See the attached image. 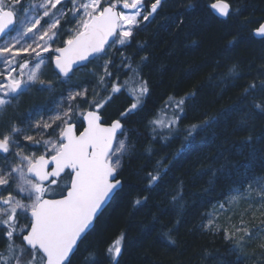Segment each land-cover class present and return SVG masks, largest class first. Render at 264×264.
<instances>
[{"label": "snow or ice", "instance_id": "snow-or-ice-1", "mask_svg": "<svg viewBox=\"0 0 264 264\" xmlns=\"http://www.w3.org/2000/svg\"><path fill=\"white\" fill-rule=\"evenodd\" d=\"M70 3L71 8H67L65 0H43L41 3L32 0L27 5L24 0H0V65L4 69L0 71V115L14 102L18 104L19 98L34 86L39 91H54V82L41 78L46 67L43 53H54L47 61L54 65L57 80L62 84H67L77 71L93 60L101 61L102 72L93 71L92 74L97 76L100 90L108 93L91 100L87 98L86 88L71 91L67 96L61 94L54 108L35 107L25 115L23 126L13 123L8 131L0 133V237L6 241L0 250V264H74L80 242L106 204L123 188L124 182L117 177L130 148L122 121L141 109L144 98L150 93L149 82L142 77L139 66L133 67L132 57L122 49L130 46L136 29L142 22L154 18L164 0H154L150 7L145 0H70ZM120 5L122 9H118ZM183 7L194 9L196 5L187 3ZM208 7L224 18L240 11L233 7L231 0H214ZM41 11L42 15H32ZM46 17L50 22L43 27L41 21ZM62 20L65 24L75 21V26L67 30L63 46L53 48L63 28ZM252 35L264 39V23L254 28ZM234 40L229 41V45ZM145 46L138 44L140 50ZM117 52L119 65L114 59ZM147 59V56L141 57V63ZM110 68H116V73ZM120 69L130 73L133 87H128L129 80H120ZM114 75L116 79H112ZM240 76L234 64L222 82L225 79L235 81ZM122 91L128 93L131 103L109 123L102 117V110ZM257 92L264 93V79L243 86L238 100L247 101ZM98 95L94 92V96ZM196 96V89L180 97L170 96L149 120L153 138L167 133L160 139L168 141L183 131L187 143L200 131L217 123L219 116L242 111L239 103L233 102L217 117L181 128L187 108ZM250 103L254 110L264 115V100L253 98ZM81 104H87L88 110H82ZM45 111L52 115L47 118L40 115ZM78 124L86 126L79 131ZM241 124L246 126L245 121ZM30 131L38 133V137L28 134ZM25 141L27 147L42 151L26 153ZM241 143L252 144L253 137L249 135ZM147 152L151 154L152 149L148 148ZM164 159L167 157L157 161L156 168L146 173L149 189L159 185L167 175L169 168L163 164ZM205 171L202 169L201 174ZM246 179L250 183L244 193L234 189L236 195L227 203L240 197L252 198L253 192L257 199L264 201V175ZM171 198L173 201L182 199V190ZM147 199V196L137 197L133 205L143 206ZM219 208L223 211L224 204ZM204 227L212 230L213 220L209 219ZM261 231H264V221L249 227L241 220L234 231L224 229V234L225 239L232 242V250L239 259L246 255L243 248ZM239 233L242 235L237 238ZM165 236L170 243H175L168 233ZM123 239L121 235L105 249L109 264H119ZM257 247L264 253V241ZM95 256L94 251L90 252L84 257V264H95Z\"/></svg>", "mask_w": 264, "mask_h": 264}, {"label": "trees", "instance_id": "trees-1", "mask_svg": "<svg viewBox=\"0 0 264 264\" xmlns=\"http://www.w3.org/2000/svg\"><path fill=\"white\" fill-rule=\"evenodd\" d=\"M29 1L24 0V4ZM153 2L145 0L148 7ZM213 2L164 0L154 18L136 29L130 46L122 49L132 57L133 67L139 66L142 77L149 82L150 93L142 108L122 121L130 148L118 176L124 182L123 188L80 242L74 264H84V257L93 251L95 264H109L105 249L121 235L124 239L119 264H264V253L257 247L264 241V231L243 248L246 255L239 259L224 234V229L234 231L241 220L249 227L264 221V201L257 199L255 192L252 198L240 197L227 203L236 195L234 189L244 193L250 183L246 177L264 175V115L250 103L253 98L264 100V93L257 92L247 101L238 100L243 86L264 79V39L250 34L264 21V0H231L240 11L225 19L208 7ZM187 3L196 7L186 9L183 5ZM139 43L146 45L143 50ZM60 46L62 41L55 47ZM144 56L148 59L141 63ZM114 59L119 65L118 52ZM234 64L240 78L222 82ZM118 75L121 81L129 80V88L134 86L127 70L120 69ZM193 89L197 90L196 100L187 108L181 128L217 117L233 102L239 103L242 111L219 116L217 123L187 143L183 131L168 141L160 139L167 133H159L154 139L149 120L169 96L180 97ZM107 95L99 90V98ZM130 103L128 93L122 91L102 110V117L107 122L116 119ZM249 135L253 143L242 144ZM163 157H167L163 164L169 171L159 185L149 189L145 175ZM202 169L206 170L203 174ZM181 190L183 198L173 201L171 197ZM144 196L148 199L143 206L133 205L134 199ZM222 203L223 211L219 208ZM209 219L215 225L212 230L204 227Z\"/></svg>", "mask_w": 264, "mask_h": 264}, {"label": "rangeland", "instance_id": "rangeland-1", "mask_svg": "<svg viewBox=\"0 0 264 264\" xmlns=\"http://www.w3.org/2000/svg\"><path fill=\"white\" fill-rule=\"evenodd\" d=\"M31 2L32 0H30L28 3ZM35 2L41 3L43 2V0H35ZM65 4L67 8H71L70 0H65ZM119 9H122V5H120ZM20 15H23V13H20ZM32 15H36V16L42 15V11L38 13H33ZM68 18L70 17H66L65 19ZM78 18L79 17H77V19ZM48 22H50V20L49 18L46 17L41 21V25H43V27H47ZM61 24L63 25V28L61 29L60 35L56 39V42L52 45L53 48H55L58 42L61 41L63 42V40L66 39V36L68 34L67 30L75 26V21H72V23L69 24H65L64 20H62ZM42 55L46 57V67H44L42 70L43 75L41 78L45 80L53 81L55 84L54 91L53 92L39 91L38 88L34 86L28 92L24 93L19 98L18 104L14 102L12 106L6 109L3 115H0V133L8 131L13 123H16L19 126H23L22 122L25 119V115L35 107H43L46 109L54 108L56 105V101L60 99L61 94L67 96L71 91L81 90L86 88L88 90L87 98L89 100L94 98H99V95L94 96V92L99 94L100 88L97 85V76L93 75L92 72L95 71L97 74H100L102 72V69L100 67L102 63L101 61H94L90 64L88 68L80 69L72 76V79L67 84H62L57 80V76L52 69V63L47 61V57L49 55H52V53L51 54L43 53ZM24 58L27 59L29 57L25 56ZM20 62L23 61L21 60ZM3 70H4L3 66L0 65V71ZM77 103H80V101H77ZM87 108H88L87 104H81L82 110L85 111L87 110ZM40 115H44L45 118H47V116L52 115V113L50 111H45L43 113H40ZM35 118H38V116L34 117V119ZM28 134H32L37 137L39 135L38 133L31 131ZM45 138H47V136ZM23 143L26 146L25 147L26 153L36 152V154H39V152L42 151V149L38 150L36 147H27L28 142L26 141Z\"/></svg>", "mask_w": 264, "mask_h": 264}, {"label": "water", "instance_id": "water-1", "mask_svg": "<svg viewBox=\"0 0 264 264\" xmlns=\"http://www.w3.org/2000/svg\"><path fill=\"white\" fill-rule=\"evenodd\" d=\"M211 11H212V12H213L218 18H220V19H225L224 17H219V16H218V15H217L212 9H211ZM263 23H264V22H263ZM257 27H258V26H257ZM252 36H253V38H255V39H261L260 37H256V36H254V35H252ZM53 54H54V53H53ZM52 69H53L54 73L56 74V70H55L53 64H52ZM110 122H111V121H110ZM110 122H109V123H110ZM80 125H81V128L78 129V130H79V131H82V130H83V127L86 126V124H80ZM117 178H118V177H117ZM118 179H119V178H118ZM110 201H111V200H110ZM110 201H109V202H110ZM109 202L106 204V206L104 207V209L107 207V205L109 204ZM104 209H103V210H104ZM95 221H96V220H95ZM94 223H95V222H94ZM92 228H93V227H92ZM92 228H91V229H92ZM91 229H90V230H91ZM90 230H89V231H90Z\"/></svg>", "mask_w": 264, "mask_h": 264}, {"label": "flooded vegetation", "instance_id": "flooded-vegetation-1", "mask_svg": "<svg viewBox=\"0 0 264 264\" xmlns=\"http://www.w3.org/2000/svg\"><path fill=\"white\" fill-rule=\"evenodd\" d=\"M22 223L25 222L24 220L21 221ZM19 243V240L17 241ZM6 241L0 237V250L3 249L4 245H5Z\"/></svg>", "mask_w": 264, "mask_h": 264}, {"label": "bare ground", "instance_id": "bare-ground-1", "mask_svg": "<svg viewBox=\"0 0 264 264\" xmlns=\"http://www.w3.org/2000/svg\"><path fill=\"white\" fill-rule=\"evenodd\" d=\"M263 22H264V21H263ZM263 22H261V23H263ZM258 25H259V24H258ZM258 25H257V26H258ZM257 26H256V27H257ZM256 27H255V28H256ZM252 30H253V28H252ZM252 30H251V32H250L251 37H253V36H252ZM169 97H170V96H169Z\"/></svg>", "mask_w": 264, "mask_h": 264}]
</instances>
